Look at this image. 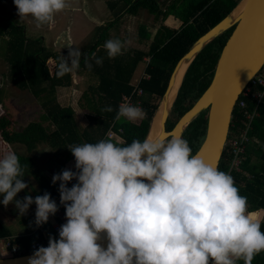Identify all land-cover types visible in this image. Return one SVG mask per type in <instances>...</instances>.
Masks as SVG:
<instances>
[{"label": "trees", "instance_id": "obj_1", "mask_svg": "<svg viewBox=\"0 0 264 264\" xmlns=\"http://www.w3.org/2000/svg\"><path fill=\"white\" fill-rule=\"evenodd\" d=\"M240 1L107 0L106 7L114 19L96 28V40L80 57V66L74 71L87 78L81 98L83 102L76 106L83 111L84 122L71 106L58 100L57 92L72 86V72L60 77L55 75V69L51 72L47 61L52 59L56 64L60 57L47 51L42 37L29 39L25 26L15 21L0 2V60L6 69L0 71V93L5 77L14 88L29 93L41 108L39 119L25 122L23 126L5 115L0 116V140L5 143V150L11 148L17 154L23 171L19 178L26 185L13 199L23 203L25 195L34 198L48 192L50 199L58 206L46 222L37 226L34 223L36 206L34 202L30 203L29 213L21 217L26 224L24 235L12 236L0 221V239L10 238L20 254L25 255L33 252V242L47 246L49 235L53 240L58 238L51 225L53 222L61 225L66 220L64 207L59 202V181L51 183L52 170L49 165L54 164L50 163L45 168L36 158L40 152L38 148L43 147L57 156L55 161L58 167L53 168V173H59L66 162L74 160L68 148L70 145L107 139L109 131L114 134L111 140L116 143L126 144L133 138H147L178 61L203 34L226 18ZM139 11H145L152 17L153 22L148 24L151 29L146 24H137L131 39L129 35L122 38L128 42L125 46V42L119 38L116 24L123 21L124 15L135 17ZM169 17L179 21L177 27L165 24ZM233 27L205 44L189 63L170 106L165 122L166 132L172 130L210 84L221 49ZM110 38L122 41L121 53L111 58L103 47L104 41ZM94 57L102 58V63L97 65ZM143 62V76L133 84V75ZM89 63L91 68L87 67ZM247 87L249 95H240L232 112L218 169L233 177L240 194L247 197V211L258 213L255 219L260 221L261 231H264V87L253 82ZM137 91L141 93L138 95ZM260 91L262 96L258 99L255 94ZM123 96L130 97L134 105L144 110L143 119H114ZM241 101L242 107L239 105ZM105 105H111L112 111H102ZM207 112L205 109L197 114L181 134L193 154L204 139ZM254 112L251 119L247 118ZM233 142L242 149L241 152H236ZM236 161L238 163L234 165ZM73 183L70 180L66 186L71 187ZM29 190L32 194H29ZM236 264H243V261L237 260ZM251 264H264V251L256 253Z\"/></svg>", "mask_w": 264, "mask_h": 264}, {"label": "clouds", "instance_id": "obj_2", "mask_svg": "<svg viewBox=\"0 0 264 264\" xmlns=\"http://www.w3.org/2000/svg\"><path fill=\"white\" fill-rule=\"evenodd\" d=\"M12 2L19 17L31 16L37 26L51 23L67 6V0ZM60 43L71 45L64 37ZM103 47L108 57H115L122 41L110 38ZM80 55L78 48H69L70 62L60 56L55 75L76 71ZM94 59L102 63V58ZM102 111H112L111 105ZM144 116L141 107L122 102L114 119ZM68 148L75 170L63 169L51 177V183L59 181L66 220L58 238L49 235L47 246L36 247L27 264H251L264 251L260 221L247 211V197L233 177L193 154L181 136L133 138L126 144L100 139ZM22 174L15 151H0V204L7 205L25 188ZM73 178L76 182L67 187ZM33 202L37 226L57 211L48 192L25 195L23 203L15 204L23 213ZM101 233L104 247L97 243Z\"/></svg>", "mask_w": 264, "mask_h": 264}, {"label": "rangeland", "instance_id": "obj_3", "mask_svg": "<svg viewBox=\"0 0 264 264\" xmlns=\"http://www.w3.org/2000/svg\"><path fill=\"white\" fill-rule=\"evenodd\" d=\"M106 1L107 0H67V6L54 14L51 23L37 26L35 20L31 16L22 18L18 16L12 0H0L7 13H9L15 21L25 26V33L29 39L42 37L47 51L54 52L58 57L62 56L66 59H69V48H78L81 53L80 57H82L86 53V50L96 40V36H98L96 28L114 19L112 13L106 7ZM151 18L152 17L145 11H139L138 16L135 17L124 15L123 21L121 20L122 22L120 21L117 23L116 21L119 38L124 41L122 38H126V36L129 35L131 39V35L136 32L137 24H146V26H148V24L153 22ZM165 24H168V26H178L179 21L173 17H169L166 19ZM226 27L227 29L230 28L229 25ZM149 28L151 29V27ZM61 37L70 41L71 45L62 47L60 43ZM146 60L147 59H145V61ZM47 64L49 68H53L52 60H48ZM144 66L145 63L143 62L134 73L132 78L133 84H136L137 80L143 76ZM5 70V66L0 60V71ZM3 80L4 82H2L0 93V116L5 115L11 121L18 122L22 126L25 122L39 119L41 116V108L38 102L29 93L21 92L14 88L7 78L4 77ZM86 84L87 78L72 72V86L66 89H60L57 92L60 103L71 106L82 122H84V118L82 117L83 111L76 106H80L79 102H83L81 98L84 94ZM5 146V143L0 140V149L5 150ZM38 150L40 152L36 158H38L39 162L43 164L45 168L50 163L54 164L56 168L58 167V163L55 161L57 156H55L54 153L44 150L43 147L38 148ZM61 158L60 156V159ZM72 164H74V160L68 161L64 169H71ZM28 192L32 194L30 190ZM15 201L16 199H13L7 205L0 204V221L7 225V228L12 234H24L26 232V224L21 221V217L22 215L28 214L31 207L28 205V210L26 209L21 213ZM257 214L258 213L254 214L253 217L256 218ZM7 241L11 242V239L8 238ZM2 251L3 248L0 243V253H2ZM2 256L5 258L10 255L3 253Z\"/></svg>", "mask_w": 264, "mask_h": 264}, {"label": "water", "instance_id": "obj_4", "mask_svg": "<svg viewBox=\"0 0 264 264\" xmlns=\"http://www.w3.org/2000/svg\"><path fill=\"white\" fill-rule=\"evenodd\" d=\"M226 18L203 34L178 61L164 96L171 87L172 77L180 61L189 57L192 60L202 46L225 31L227 27L222 25ZM229 26L234 27L221 49L211 82L206 90L193 106L178 119L172 130L165 131V122L170 107L161 120L162 133L160 135L181 136L189 122L201 111L207 109L205 136L194 154H198L205 162L217 168L227 141L235 105L246 86L264 66L260 45L264 30V0H245L240 16ZM97 243L102 247L106 246L107 241L103 233L100 234ZM31 254L1 257L0 264H27V258Z\"/></svg>", "mask_w": 264, "mask_h": 264}, {"label": "bare ground", "instance_id": "obj_5", "mask_svg": "<svg viewBox=\"0 0 264 264\" xmlns=\"http://www.w3.org/2000/svg\"><path fill=\"white\" fill-rule=\"evenodd\" d=\"M244 4H245V0H241V2L228 15L224 24L222 25L223 27L228 26L230 23L234 22L240 16V14L243 10ZM260 45L262 47V50H261L262 57H264V30H263V33L261 36ZM198 46H200V45L198 44ZM190 61H191V57L184 58L180 61L179 65L177 67V70L172 77L171 87H170L168 93L161 100L160 106L158 108L157 114L154 118L150 133H149L147 138H152V137H155V136L160 135L162 133V127H161L162 117L168 111L170 105L172 104L173 99L175 98L176 92H177L179 85L181 83V79H182L184 72H185L186 68L188 67Z\"/></svg>", "mask_w": 264, "mask_h": 264}, {"label": "built area", "instance_id": "obj_6", "mask_svg": "<svg viewBox=\"0 0 264 264\" xmlns=\"http://www.w3.org/2000/svg\"><path fill=\"white\" fill-rule=\"evenodd\" d=\"M263 67H264V66H263ZM263 67L261 68V71H259V72L255 75V77L250 81V82H253L254 84H256V85H258V86H261V87H264V70H263ZM250 82H249V83H250ZM247 86H248V85H247ZM247 86H246V88L244 89V91L242 92L241 95H246V96L249 95V89H248ZM140 93H141L140 91H137V94H138V95H139ZM255 96L259 99V98L262 96V91L257 92V93L255 94ZM122 102H126V103H131V104H133L132 101H131V99H130V97H126V96H123V97H122L121 103H122ZM239 105L242 107V106H243V102H242V101L239 102ZM254 114H255V112H254L253 114L247 115V118L251 119V118H252V115H254ZM113 137H114V134H113L111 131H109V132L106 134V138H107V139H112ZM244 140H245V138H244ZM246 141H248V140L246 139ZM233 144L235 145V150H236V152H241L242 149H240L239 147H237L235 142H233ZM237 163H238V162L236 161V162L234 163V165H236ZM70 170H75V169H74V164H72V167H71ZM72 181H73V182H76V181H75V178H73ZM51 215H52V214H50L49 216H51ZM51 226H52L53 230L58 234V229H59V226H60V225H59L57 222H53ZM4 242H5V243H4ZM47 242H48V241H46V245H47ZM38 246H39V244H38L37 242H33V243L31 244V249L34 251V249H35L36 247H38ZM2 248H3V253L10 255V257H12V256H17V255H21V254H20V250H19V248H18L17 246L13 245L11 242L7 241V239H5V240L3 241V243H2Z\"/></svg>", "mask_w": 264, "mask_h": 264}, {"label": "crops", "instance_id": "obj_7", "mask_svg": "<svg viewBox=\"0 0 264 264\" xmlns=\"http://www.w3.org/2000/svg\"><path fill=\"white\" fill-rule=\"evenodd\" d=\"M168 25V24H167ZM171 26V25H170ZM174 26V25H173ZM174 27H177V25H175ZM125 42V46H126V43H128L127 41H124ZM50 60H52V59H50ZM52 62H53V68L51 69V68H49L50 69V71L52 72L54 69H55V62L52 60ZM63 89H66V88H63ZM156 114H157V112H156ZM156 114H155V116H156ZM155 116H154V118H155ZM154 118H153V120H152V123H151V126H150V129H149V133H150V130H151V127H152V124H153V121H154ZM149 133H148V135H149ZM148 135H147V137H148ZM69 161H72V160H69ZM67 163V162H66ZM66 163H65V165H66ZM64 165V166H65ZM71 167H72V165H71ZM49 168H50V170H52L50 173H51V176H52V174H54L53 173V170L55 171V169H56V167H55V165H49ZM53 168H55V169H53ZM58 171H56V173H57ZM50 175V174H49ZM257 212H253L252 213V215H254V214H256ZM6 227H7V225H6ZM10 231V230H9ZM21 235H24V234H12V236H21ZM5 239H0V243L2 244L3 243V241H4ZM2 254H3V251H2V253H0V258L1 257H3L2 256Z\"/></svg>", "mask_w": 264, "mask_h": 264}]
</instances>
